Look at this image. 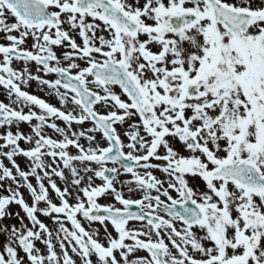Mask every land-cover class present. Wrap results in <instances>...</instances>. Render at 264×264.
Instances as JSON below:
<instances>
[{
  "label": "snow or ice",
  "instance_id": "1",
  "mask_svg": "<svg viewBox=\"0 0 264 264\" xmlns=\"http://www.w3.org/2000/svg\"><path fill=\"white\" fill-rule=\"evenodd\" d=\"M0 89V264H264V0H0Z\"/></svg>",
  "mask_w": 264,
  "mask_h": 264
},
{
  "label": "rangeland",
  "instance_id": "2",
  "mask_svg": "<svg viewBox=\"0 0 264 264\" xmlns=\"http://www.w3.org/2000/svg\"><path fill=\"white\" fill-rule=\"evenodd\" d=\"M33 67H35V66H33ZM28 91H30V92L38 95V96H41L42 98L50 99V102H52V103L56 102L54 98H49L46 96L45 92L38 90L35 83H33V85L31 86V88L28 89ZM0 100H4V102H7L2 89H0ZM25 111H27V109H25ZM14 210H16V209H14ZM0 239H3V238L0 237Z\"/></svg>",
  "mask_w": 264,
  "mask_h": 264
}]
</instances>
